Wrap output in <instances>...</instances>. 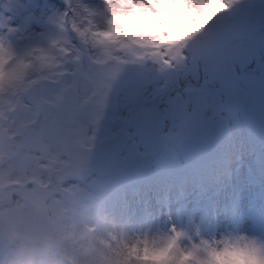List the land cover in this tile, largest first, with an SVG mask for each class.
<instances>
[{"label": "snow or ice", "instance_id": "obj_1", "mask_svg": "<svg viewBox=\"0 0 264 264\" xmlns=\"http://www.w3.org/2000/svg\"><path fill=\"white\" fill-rule=\"evenodd\" d=\"M19 234L264 264V0H0V264Z\"/></svg>", "mask_w": 264, "mask_h": 264}, {"label": "clouds", "instance_id": "obj_2", "mask_svg": "<svg viewBox=\"0 0 264 264\" xmlns=\"http://www.w3.org/2000/svg\"><path fill=\"white\" fill-rule=\"evenodd\" d=\"M14 243H16L18 247L10 264H38V247L28 248L23 246L19 242L18 235L14 238ZM48 250H52L51 245H49Z\"/></svg>", "mask_w": 264, "mask_h": 264}]
</instances>
